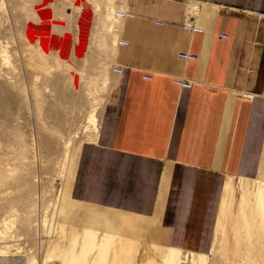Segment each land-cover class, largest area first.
Wrapping results in <instances>:
<instances>
[{"label": "crops", "instance_id": "1", "mask_svg": "<svg viewBox=\"0 0 264 264\" xmlns=\"http://www.w3.org/2000/svg\"><path fill=\"white\" fill-rule=\"evenodd\" d=\"M119 6L134 15L117 29L122 73L66 182L68 213L86 215L66 222L205 255L226 182L264 184V0ZM188 20L202 33L185 31Z\"/></svg>", "mask_w": 264, "mask_h": 264}, {"label": "rangeland", "instance_id": "2", "mask_svg": "<svg viewBox=\"0 0 264 264\" xmlns=\"http://www.w3.org/2000/svg\"><path fill=\"white\" fill-rule=\"evenodd\" d=\"M41 1V15L59 30H67L78 50L67 61L57 50L46 49L41 42L47 30L40 24L37 7L30 0H0V264H66L68 257L81 256L90 227L66 222L69 209L75 207L65 197L66 182L79 147L96 137L106 97L119 76L112 68H121L114 61L120 24L114 12L120 9V0ZM53 79L61 81V92L52 89ZM242 184L235 179L230 199L236 201L241 222L240 239L230 246H237V254L217 251L215 229L209 253L189 252L194 264H231L228 259L264 263L256 260L264 258V225L259 224L261 233L255 231L256 240L250 237L242 214L251 213L255 204L250 200L248 207L246 198L239 196L237 186ZM70 211L72 218L86 215ZM100 234L97 231L95 241ZM106 234L111 246L122 238ZM132 243L136 250L145 242ZM150 246L156 254L148 257L160 264L170 248ZM120 256L126 257L125 252ZM131 257L134 264L144 258Z\"/></svg>", "mask_w": 264, "mask_h": 264}, {"label": "bare ground", "instance_id": "3", "mask_svg": "<svg viewBox=\"0 0 264 264\" xmlns=\"http://www.w3.org/2000/svg\"><path fill=\"white\" fill-rule=\"evenodd\" d=\"M30 2L33 4V6L37 7V13L41 17L39 18V20L41 19L40 24L43 29L45 28L47 30V32L45 31L47 35H44L43 42H41L43 47L50 50L55 49L59 52L62 59L71 61L72 52L75 51L77 53L78 47H73L71 45L72 42L70 40V35L67 32V30H59L55 23L50 22L49 20L47 21L44 18V16L41 15L43 13L41 0H30ZM46 18L48 19L49 17L47 16ZM115 18L117 21H122L117 17ZM107 19H110V17ZM40 33L42 34V32ZM81 45H80V49H81ZM60 82L54 80L52 82V86H53L52 89L54 88L55 91L57 90L58 92H61L62 87ZM69 99L71 101V98ZM91 122L94 124L96 122L93 117H91ZM234 181H235L234 179H230L224 185L223 195L219 208V214H218V218L216 219L217 220L216 232H218L216 233V240H217L216 246L218 245L217 251H219V253L237 254V250H238L237 246H233L232 248H230L232 244L234 245L238 243L237 241L240 239V235L238 234V231L239 229H241V222L239 221V217H240L239 211L235 209L236 201L230 200L234 196L233 195L235 190ZM237 181L243 183L241 186L238 185L237 189L239 191V196L241 195L246 198V205H248L249 207L250 200L254 201L253 203L255 204V207L251 213L248 212L247 210H243V214L242 213L241 214L244 215L245 223H247L250 237L256 240L259 237V234H257V232L255 231L258 230L259 224L261 222H263L264 225V184L261 183L250 184L249 182L243 180H237ZM248 184H250V186L252 187H250ZM249 211H251V209ZM96 233L97 231L91 228L85 231L86 241L82 246L81 256L77 255L78 257L76 256L74 259H69L70 257H68V259L66 260V264H134L132 263V261L135 260L131 259L132 254H136V255L141 254L142 256H144L142 260H138V261L136 260L137 263L135 264H138L139 261H141L140 264H158L156 260H152L148 257V255L156 254V250H154L153 246L152 247L148 246L146 242L139 243L136 246V250H135V245L132 243V239L122 237L116 242V244L111 246V244L108 243L109 241L108 234L101 232V234L97 237L95 241ZM152 244L157 245L156 243H152ZM254 244L260 246L262 243L261 241L258 242L256 241L254 242ZM58 247L60 248V245ZM169 248L170 249L168 251L163 252V261L160 264H194V260H192V258L190 257L189 252L187 251L180 252V250L173 249L171 247ZM257 249L258 251H262L260 247ZM122 251L125 252L126 257L124 258L120 256L122 254ZM62 252L63 250L61 249L59 254H62ZM247 253H250V251H248ZM88 254L91 255L87 256ZM246 260L252 261L254 259L247 258ZM256 260L264 261V258H257ZM228 261H231V264H239L234 259H228ZM216 264H224V263L222 261H217Z\"/></svg>", "mask_w": 264, "mask_h": 264}, {"label": "built area", "instance_id": "4", "mask_svg": "<svg viewBox=\"0 0 264 264\" xmlns=\"http://www.w3.org/2000/svg\"><path fill=\"white\" fill-rule=\"evenodd\" d=\"M114 15H115V17H117L120 20H130V19L134 18L133 14L126 12L124 10H120V9L115 10ZM182 28L185 31L192 33V34L193 33H202V29L197 27L192 20H188L185 23H183ZM118 45L119 46H126L127 42L124 40H119ZM178 58L185 61V62H193V61L197 60V57L195 55H192V54L187 53V52L178 53ZM112 72L115 75H120L122 73V68L113 67ZM144 79L150 80L151 77L150 76H144ZM171 83L173 86L177 87L178 89H189L192 87L191 82L184 80V79H181V78H174L171 80Z\"/></svg>", "mask_w": 264, "mask_h": 264}]
</instances>
